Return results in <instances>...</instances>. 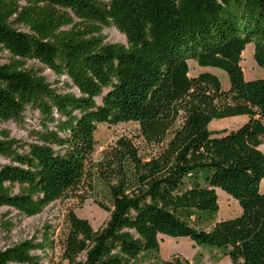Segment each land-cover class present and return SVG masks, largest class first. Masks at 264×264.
<instances>
[{"label": "trees", "instance_id": "1", "mask_svg": "<svg viewBox=\"0 0 264 264\" xmlns=\"http://www.w3.org/2000/svg\"><path fill=\"white\" fill-rule=\"evenodd\" d=\"M109 26L127 44L107 42ZM251 43L264 68V0H0V124L38 111L31 141L0 135V208L33 217L74 195L110 213L94 229L69 209L62 226L0 249V264H61L58 250L69 264H194L161 259L160 235L264 264V76L248 80L241 65ZM190 60L225 72L229 89L213 72L190 76ZM236 116L247 119L210 129ZM128 122L153 151L122 137L96 162L99 126ZM218 188L238 216L217 219Z\"/></svg>", "mask_w": 264, "mask_h": 264}, {"label": "rangeland", "instance_id": "2", "mask_svg": "<svg viewBox=\"0 0 264 264\" xmlns=\"http://www.w3.org/2000/svg\"><path fill=\"white\" fill-rule=\"evenodd\" d=\"M13 26L20 30L30 32V29L17 20V14L11 18ZM103 34L106 41L110 43L127 44V36L125 33L117 29L115 26L105 27ZM255 46L253 43L248 44L242 54L241 65L244 69L245 78L248 80L260 78L264 76V68L260 67L254 57ZM6 58H2L5 61ZM190 76H196L204 71H210L219 76L222 81L223 88L228 90L230 87V79L228 75L218 69L200 67L196 61L190 60ZM27 67L38 72L39 75L44 76L48 82L55 86L62 87L64 90V83L66 78H59L53 71L44 67L38 61H29ZM73 91H76L73 88ZM247 117L244 118H227L225 120L215 119L210 124V129L219 131L222 129H232L243 123ZM38 124V111L29 110L26 115L25 123H16L13 121L0 124V135L2 132H8L10 137L31 141V129ZM1 137V136H0ZM126 137L129 139L135 148L140 152L141 156H147L153 151V147L148 144L144 138L140 127L137 123L128 122L120 123L118 125L101 124L96 133L97 149L93 156L96 162L102 161L110 156V150H116L120 138ZM264 151V143L261 145ZM3 163L5 159L1 158ZM17 190V189H16ZM262 190L264 191V181L262 182ZM220 211L217 215L218 220L233 218L238 216L242 209L237 200L229 196L224 190L218 188ZM74 210L75 213L84 219H87L94 229L103 226L109 219L110 213L102 208L100 204L90 197L84 202H81L74 195L65 196L50 204L42 213L26 217L18 213V211L7 206L0 208V249L16 244L24 239L36 237L40 229L46 224L62 226L64 221V214L69 210ZM11 223V224H10ZM40 237V234H39ZM161 250L159 256L161 259L167 260L173 256H182L194 264H232L229 257L217 249L199 246L187 237H169L160 235ZM60 251L55 255V260L60 261L61 264H69L68 261L60 259ZM140 264H157L154 260L143 258Z\"/></svg>", "mask_w": 264, "mask_h": 264}, {"label": "crops", "instance_id": "3", "mask_svg": "<svg viewBox=\"0 0 264 264\" xmlns=\"http://www.w3.org/2000/svg\"><path fill=\"white\" fill-rule=\"evenodd\" d=\"M244 117H246V116H236V117H230V118H244ZM225 119H227V118H223V119H221V120H225ZM245 120V119H244Z\"/></svg>", "mask_w": 264, "mask_h": 264}]
</instances>
